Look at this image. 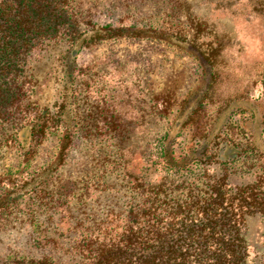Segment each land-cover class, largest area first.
<instances>
[{
    "label": "trees",
    "instance_id": "trees-1",
    "mask_svg": "<svg viewBox=\"0 0 264 264\" xmlns=\"http://www.w3.org/2000/svg\"><path fill=\"white\" fill-rule=\"evenodd\" d=\"M115 41L177 49L195 61L198 82L174 103L160 138V178H128L120 197L102 187L91 199L86 187L59 177L78 131L75 59ZM50 42L63 46L55 59L57 99L30 108L28 69ZM215 78L209 56L177 31L80 20L70 0H0V152L16 158L0 171V264H250L242 229L246 217H264V174L231 186L210 168L244 152L204 120ZM52 137V156L33 166ZM193 173L205 181L177 178ZM253 264H264V253Z\"/></svg>",
    "mask_w": 264,
    "mask_h": 264
},
{
    "label": "rangeland",
    "instance_id": "rangeland-1",
    "mask_svg": "<svg viewBox=\"0 0 264 264\" xmlns=\"http://www.w3.org/2000/svg\"><path fill=\"white\" fill-rule=\"evenodd\" d=\"M70 1L80 20L166 28L194 40L216 73L203 108L208 129L222 132L244 150L236 162H217L210 168L226 174L231 186L251 184L264 174V0ZM62 49L61 43L50 42L30 64V108L57 99L55 59ZM75 62L81 68L75 83L78 131L60 179L76 182L79 190L86 187L91 199L102 187L120 197L128 178L156 182L162 175L158 146L174 103L197 86L193 58L161 44L115 41L79 52ZM239 108L245 114H234ZM54 148L52 137L39 149L33 166L49 159ZM15 161L11 151L2 149L0 171ZM177 178L205 181L196 173ZM242 232L250 264L256 263L264 253V217H246Z\"/></svg>",
    "mask_w": 264,
    "mask_h": 264
}]
</instances>
